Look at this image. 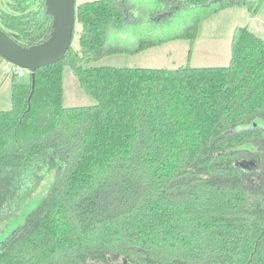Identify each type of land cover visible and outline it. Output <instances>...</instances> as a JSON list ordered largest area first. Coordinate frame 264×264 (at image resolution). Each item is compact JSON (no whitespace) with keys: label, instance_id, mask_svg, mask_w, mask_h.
Returning a JSON list of instances; mask_svg holds the SVG:
<instances>
[{"label":"trees","instance_id":"trees-1","mask_svg":"<svg viewBox=\"0 0 264 264\" xmlns=\"http://www.w3.org/2000/svg\"><path fill=\"white\" fill-rule=\"evenodd\" d=\"M44 1L11 0L1 28L22 45L42 42ZM159 2L169 8L76 5L78 50L38 68L34 87L29 73L11 77V107L0 110V227L37 205L0 246V264H264V39L237 27L227 66L90 64L193 42L191 8L253 7ZM65 66L95 104H63Z\"/></svg>","mask_w":264,"mask_h":264},{"label":"rangeland","instance_id":"rangeland-1","mask_svg":"<svg viewBox=\"0 0 264 264\" xmlns=\"http://www.w3.org/2000/svg\"><path fill=\"white\" fill-rule=\"evenodd\" d=\"M86 1L93 0H75V4L78 5ZM132 1L138 5H149L150 7L152 3L156 4L157 7L167 6L169 8L170 5L165 2L160 3L159 0ZM248 1L253 3L252 8L236 5L212 11V4L191 8L193 20L198 19L197 35L193 42L187 39L169 40L137 54L119 52L107 54L90 64L95 66L168 69H176L186 65L193 67L227 66L231 58V39L237 27L246 26L254 34L264 39V0ZM2 11H12L11 0H0V13ZM182 12L184 13V9L176 15L179 13L182 15ZM178 20L179 18H176L174 23ZM181 23L180 21L165 30L163 29V31L167 33L171 30L182 29L184 26ZM80 29L81 24L75 21L71 41V47L75 50L79 48ZM3 64L4 60L0 58V110H7L11 107V78L2 70ZM26 74L23 77L14 78L15 81L28 80ZM95 103L96 100L81 88L70 67L65 66L63 71V104L65 106H80ZM42 186L45 187V183ZM36 205V202L26 203L21 207L19 215L13 216L14 218L0 227V246L4 245L15 231L21 228Z\"/></svg>","mask_w":264,"mask_h":264},{"label":"water","instance_id":"water-1","mask_svg":"<svg viewBox=\"0 0 264 264\" xmlns=\"http://www.w3.org/2000/svg\"><path fill=\"white\" fill-rule=\"evenodd\" d=\"M44 4L45 12L51 17V28L42 42L22 45L0 26V58L26 69L32 78V87L38 68L64 59L76 21L75 0H45Z\"/></svg>","mask_w":264,"mask_h":264},{"label":"built area","instance_id":"built-area-1","mask_svg":"<svg viewBox=\"0 0 264 264\" xmlns=\"http://www.w3.org/2000/svg\"><path fill=\"white\" fill-rule=\"evenodd\" d=\"M2 70L5 72L7 76L10 78L15 77H23L28 71L24 68H21L11 62L4 60V64L1 66Z\"/></svg>","mask_w":264,"mask_h":264},{"label":"crops","instance_id":"crops-1","mask_svg":"<svg viewBox=\"0 0 264 264\" xmlns=\"http://www.w3.org/2000/svg\"><path fill=\"white\" fill-rule=\"evenodd\" d=\"M146 50V49H145ZM145 50H143V51H145Z\"/></svg>","mask_w":264,"mask_h":264}]
</instances>
